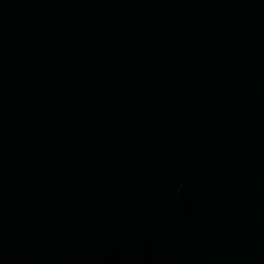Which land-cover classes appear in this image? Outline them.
Returning <instances> with one entry per match:
<instances>
[{
    "label": "water",
    "instance_id": "1",
    "mask_svg": "<svg viewBox=\"0 0 264 264\" xmlns=\"http://www.w3.org/2000/svg\"><path fill=\"white\" fill-rule=\"evenodd\" d=\"M0 264H264V0H0Z\"/></svg>",
    "mask_w": 264,
    "mask_h": 264
}]
</instances>
